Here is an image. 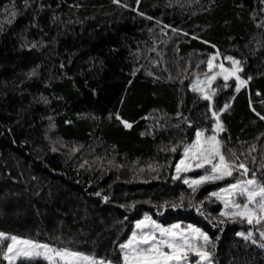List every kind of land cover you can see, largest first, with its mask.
<instances>
[{
    "label": "trees",
    "instance_id": "obj_1",
    "mask_svg": "<svg viewBox=\"0 0 264 264\" xmlns=\"http://www.w3.org/2000/svg\"><path fill=\"white\" fill-rule=\"evenodd\" d=\"M217 51L251 79L237 91L217 76L208 101L192 84ZM225 103L219 138L250 171L193 192L177 162ZM262 117L264 0H0V231L117 259L147 215L207 232L212 264H264V222L223 216L210 195L264 183Z\"/></svg>",
    "mask_w": 264,
    "mask_h": 264
},
{
    "label": "snow or ice",
    "instance_id": "obj_2",
    "mask_svg": "<svg viewBox=\"0 0 264 264\" xmlns=\"http://www.w3.org/2000/svg\"><path fill=\"white\" fill-rule=\"evenodd\" d=\"M115 2L119 4L121 0H115ZM124 6L128 7V5ZM11 15L15 16L16 13L12 12ZM140 15L145 14L140 12ZM218 55V51L212 53L207 61L211 74L206 75L203 81L197 77L192 84L193 90L200 92L208 101H212L216 91L211 88V84L217 76L222 75L225 81H228L230 77H235L237 91L251 79V77L244 79L239 74L242 65L233 56L227 57L229 61H232L233 67L228 68L223 63L215 65L214 60ZM215 67H219L221 71H212ZM224 86L228 87V84L225 83ZM228 108L229 105L225 103L219 111H212V116L216 121L212 126V134L206 135L207 129H197L195 140L185 145L184 156L176 165L177 177L182 171L203 168L205 165L210 166V171L206 170L204 175L184 178V182L192 187L193 192L206 181L233 176L238 170L241 176H248L250 170L245 160H241L231 149L226 151L224 141L219 138V133L224 131V122L220 118V113ZM253 111L256 109L253 108ZM123 123L131 127L128 120H124ZM210 195L223 202L221 209L223 216L244 218L249 224L264 222V183L258 181L254 175L248 179H236L234 183H228L225 187L211 192ZM241 197L244 198L243 202L240 201ZM136 229L124 243L119 245L120 257L117 259L97 256L68 247H57L37 239L4 231H0V245H6L2 255L8 264H14L21 256L44 257L49 264H193L190 259L193 253L198 258L195 264H212L214 253L209 250V244H212V248H215V244L212 243L209 234L196 225H188L186 228H182L179 224L165 226L146 215L143 220L136 221ZM239 235L246 239L252 237L251 232L247 235L241 232ZM260 236L264 237V231L260 232ZM260 246L264 247V243Z\"/></svg>",
    "mask_w": 264,
    "mask_h": 264
},
{
    "label": "rangeland",
    "instance_id": "obj_3",
    "mask_svg": "<svg viewBox=\"0 0 264 264\" xmlns=\"http://www.w3.org/2000/svg\"><path fill=\"white\" fill-rule=\"evenodd\" d=\"M216 72H219V71H221L220 69H219V67L217 68V70H215ZM222 76V75H221ZM235 78V77H234ZM202 81L203 80H205V79H201ZM212 133H208V134H206V135H211ZM193 140H195V138L193 139ZM192 140V141H193ZM191 141V142H192ZM190 142V143H191ZM183 156H184V152H183ZM182 156V157H183ZM181 157V158H182ZM181 158H180V160H181ZM180 160L177 162V164L180 162ZM206 170H208V171H210V166H208V165H205L203 168H191V169H189L188 171H182L181 173H183L184 174V178H190V177H195V176H199V175H204L205 174V171ZM222 180V179H221ZM216 181H220V180H215V181H213V182H216ZM229 183V182H228ZM228 183H225V184H223L222 186H220V187H218V188H216V190H218L219 188H222V187H225ZM234 183V182H233ZM215 190V191H216ZM243 197H241L240 198V201L241 202H243ZM219 200V199H218ZM220 201V200H219ZM221 202V204H222V206H223V202L222 201H220ZM144 218H142L141 220H143ZM175 224H179L182 228H186L187 226H183V225H181L180 223H175ZM172 225V224H171ZM165 226H167V225H165ZM134 230H137L136 229V223L133 225V229H132V232L134 231ZM132 232H131V234H132ZM131 234L129 235V237L131 236ZM128 237V238H129ZM261 237V236H260ZM127 238V239H128ZM261 238H263L264 239V237H261ZM126 241V240H125ZM124 241V242H125ZM123 242V243H124ZM36 258H40V259H43V260H45L47 263H49L44 257H36ZM19 259H26V257H23V256H21V257H18L17 258V260L15 261V262H17ZM27 259H29V258H27ZM190 259L192 260V262H193V264H195V261H196V259H198L196 256H195V254L193 253V254H191V257H190ZM14 262V263H15ZM6 263L8 264V261L6 260Z\"/></svg>",
    "mask_w": 264,
    "mask_h": 264
}]
</instances>
